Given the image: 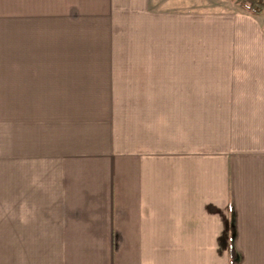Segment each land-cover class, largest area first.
Here are the masks:
<instances>
[{"label":"crops","instance_id":"1","mask_svg":"<svg viewBox=\"0 0 264 264\" xmlns=\"http://www.w3.org/2000/svg\"><path fill=\"white\" fill-rule=\"evenodd\" d=\"M7 210L0 264H264L263 12L0 0Z\"/></svg>","mask_w":264,"mask_h":264},{"label":"rangeland","instance_id":"2","mask_svg":"<svg viewBox=\"0 0 264 264\" xmlns=\"http://www.w3.org/2000/svg\"><path fill=\"white\" fill-rule=\"evenodd\" d=\"M220 2L227 3L228 0H219ZM231 4L241 6L240 0H229ZM264 14V9H263ZM15 212L13 210H7L6 212L0 211V252H13L14 244L13 240H10L15 234ZM7 236V243H3V237Z\"/></svg>","mask_w":264,"mask_h":264},{"label":"trees","instance_id":"3","mask_svg":"<svg viewBox=\"0 0 264 264\" xmlns=\"http://www.w3.org/2000/svg\"><path fill=\"white\" fill-rule=\"evenodd\" d=\"M242 5L253 13H261L264 9V0H240ZM232 252V250H231Z\"/></svg>","mask_w":264,"mask_h":264}]
</instances>
